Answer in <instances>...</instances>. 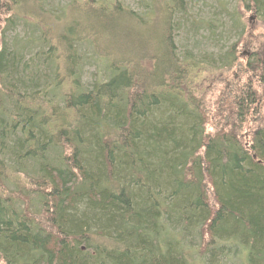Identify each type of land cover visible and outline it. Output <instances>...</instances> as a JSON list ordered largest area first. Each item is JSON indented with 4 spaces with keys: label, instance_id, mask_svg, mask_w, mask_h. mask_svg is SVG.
<instances>
[{
    "label": "trees",
    "instance_id": "1",
    "mask_svg": "<svg viewBox=\"0 0 264 264\" xmlns=\"http://www.w3.org/2000/svg\"><path fill=\"white\" fill-rule=\"evenodd\" d=\"M135 1L0 0V264H264V0Z\"/></svg>",
    "mask_w": 264,
    "mask_h": 264
},
{
    "label": "rangeland",
    "instance_id": "2",
    "mask_svg": "<svg viewBox=\"0 0 264 264\" xmlns=\"http://www.w3.org/2000/svg\"><path fill=\"white\" fill-rule=\"evenodd\" d=\"M120 1H122L125 5H127V9H129L130 11H136L138 13H142L144 11V9L140 8L143 5L137 6V2L135 0H120ZM221 1H227V0H218V2H216V5H218ZM189 2H190L189 11H192L194 13L197 12V14L200 15L202 18H206L207 12H209V10H211L206 5L204 7H202L201 3H199V5H197V6H195L194 5V0H189ZM214 2H215L214 0H206V3H204V4H214ZM231 6H232V4L229 1V5L228 6L226 5L227 10ZM234 9L236 10V11L235 10L234 11L238 15L241 16V22L244 25V28L246 29V34L244 35V39L242 40L243 44L250 45L251 48H256L259 44L263 43V41H264V22L262 20L257 19L256 17H254L249 12L248 13H246L245 11L243 12L242 8H239V7L235 6ZM232 10H233V8H232ZM43 14H45V13H43ZM115 19L116 18H114V22H115ZM124 20L125 21H123L122 24L113 22L110 25V28L105 29V31L109 30L108 31L109 32L108 33L109 36L107 37V34L104 31L103 39L108 41L111 44V46L112 45L121 44V42H118V41L115 42V38H114L115 30H116L117 34L123 33L124 36L127 33L129 34V32H131L130 30H131V25L132 24L127 21L128 19L125 18ZM153 20L152 21L149 20L150 21V27H149V29H147V31L150 32V33H144L143 34L142 31H141V34H138L136 32L132 33L133 36L136 35V34L139 35L142 38V40L146 41L147 44H148V50L147 51L139 52V53L136 54V55L142 56L141 57V62H140L141 66L145 62H147L148 59H150L151 57H153L155 55L154 54L155 41H156V38H157L156 32L157 33L159 32L158 26L156 24L158 22H160V21L158 20L157 17L153 18ZM42 21H43V23L45 25H50V19L43 18ZM55 28H56L55 25L51 24L48 27V30L51 29L54 32ZM59 31L60 30H58L57 32H59ZM46 33H48V31H46ZM171 36H172V41H173L175 47L181 46L183 35L181 36L180 32H178V33L177 32H173L171 34ZM198 38L200 39V37H198ZM189 46H191V44H189ZM114 48H116V47H114ZM245 52L246 51L242 50V49H240V52H238L239 56H240V59L242 61L245 60L246 58H248V56L246 55L247 52L246 53ZM92 72H94L92 69L86 67L85 68V77L88 78L89 76H91ZM94 73H96V72H94ZM195 75H196V73H195ZM195 75H194V77L196 78ZM202 81H204V82L201 83L202 86H200V87H202L201 90L205 93L204 101L206 102V105H207V107H205V109H206L208 117H210L213 114V104L215 103V100L219 96H217V91H216V87H215L216 83L215 82H211V81L207 82V80H205V79H203ZM195 86H196V83H195ZM193 89L196 91V88H193ZM226 104L227 103H225V104H223L221 106L222 110L225 109ZM223 115H225V113ZM216 116H217V112H215L213 114V117H212V121L213 122L216 121V119H215ZM221 119H224V118H221ZM227 125H229V124H227V122H225V119H224V121L222 122V126L221 127H224V129H226ZM207 131H208V133H210V132L212 133L213 129L210 128V126H208L207 127Z\"/></svg>",
    "mask_w": 264,
    "mask_h": 264
}]
</instances>
